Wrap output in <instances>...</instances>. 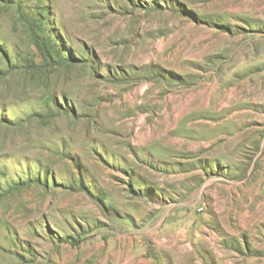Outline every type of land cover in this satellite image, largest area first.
<instances>
[{
  "label": "rangeland",
  "instance_id": "obj_1",
  "mask_svg": "<svg viewBox=\"0 0 264 264\" xmlns=\"http://www.w3.org/2000/svg\"><path fill=\"white\" fill-rule=\"evenodd\" d=\"M0 264H264V0H0Z\"/></svg>",
  "mask_w": 264,
  "mask_h": 264
}]
</instances>
